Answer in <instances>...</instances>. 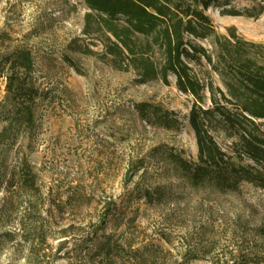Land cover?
Wrapping results in <instances>:
<instances>
[{"label": "rangeland", "instance_id": "1", "mask_svg": "<svg viewBox=\"0 0 264 264\" xmlns=\"http://www.w3.org/2000/svg\"><path fill=\"white\" fill-rule=\"evenodd\" d=\"M205 14L214 31L197 42L212 63L215 36L231 34L264 63V0H215ZM154 38L123 43L83 0H0V70L28 52L38 96L15 114L0 76V264H264V189L193 185L172 159H197L188 114L221 99L222 80L185 61L201 89L182 90ZM211 134L231 150L229 133Z\"/></svg>", "mask_w": 264, "mask_h": 264}, {"label": "trees", "instance_id": "2", "mask_svg": "<svg viewBox=\"0 0 264 264\" xmlns=\"http://www.w3.org/2000/svg\"><path fill=\"white\" fill-rule=\"evenodd\" d=\"M83 1L123 43L130 34L155 36L163 48L164 69L177 76L182 90L198 95L201 89L198 81L189 76L185 61L205 59L221 78L226 94L221 99L211 97L205 107L194 105L188 114L197 159L172 156L184 177L193 185L208 183L219 190L236 191L243 184L264 189V63L255 58L251 50L256 47L254 44L233 34L229 38L215 36L217 53L212 63L197 40L213 34L214 27L205 10L215 0ZM116 26L121 33L114 30ZM15 53L7 70H0V76L6 79V91L14 101L15 114L31 115L32 103L38 96L29 79L30 54L24 50ZM136 110L143 118H152L166 129L178 123L172 111L159 106L139 104ZM216 127L235 139L231 150L226 151L213 138L211 131ZM93 247L94 254L105 253L109 247L107 237L97 240Z\"/></svg>", "mask_w": 264, "mask_h": 264}]
</instances>
